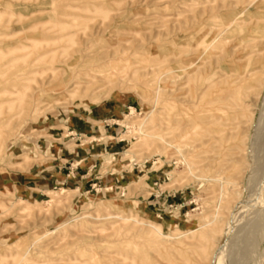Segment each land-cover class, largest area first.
<instances>
[{
  "label": "rangeland",
  "instance_id": "rangeland-1",
  "mask_svg": "<svg viewBox=\"0 0 264 264\" xmlns=\"http://www.w3.org/2000/svg\"><path fill=\"white\" fill-rule=\"evenodd\" d=\"M71 113L115 128L117 178L22 190ZM238 263L264 264V0H0V264Z\"/></svg>",
  "mask_w": 264,
  "mask_h": 264
},
{
  "label": "crops",
  "instance_id": "crops-1",
  "mask_svg": "<svg viewBox=\"0 0 264 264\" xmlns=\"http://www.w3.org/2000/svg\"><path fill=\"white\" fill-rule=\"evenodd\" d=\"M64 121L69 127L68 133L55 131L52 137L38 142L42 151L51 157V162L28 174L14 175L17 184H24L22 190L29 189L32 194H37L59 184L85 187L104 180L108 184L116 177L109 170L103 172L99 168L101 151L111 147L115 128L91 121L84 114L71 113ZM84 137L91 143L84 142L87 141Z\"/></svg>",
  "mask_w": 264,
  "mask_h": 264
},
{
  "label": "bare ground",
  "instance_id": "bare-ground-1",
  "mask_svg": "<svg viewBox=\"0 0 264 264\" xmlns=\"http://www.w3.org/2000/svg\"><path fill=\"white\" fill-rule=\"evenodd\" d=\"M253 180H254V179H253ZM252 192H254V191L252 190ZM248 196H249V195H248ZM250 196H251V195H250ZM246 207H247V205H246ZM246 207L242 208V212H243L244 209H246ZM244 213H246V212L244 211ZM245 216H246V215H245ZM245 216H244L243 220L246 222L245 224H247L248 220H247V218H246ZM215 218H216V217H215ZM245 224H244V225H245ZM157 230H158V229H157ZM192 231H193V230H192ZM190 233H191V231H190ZM178 236H179V235H178ZM181 236H183V235H181ZM243 237H244V236H243ZM162 238H163V237H162ZM241 238H242V237H241ZM164 239H165V238H164ZM244 239H245V238H244ZM169 240H170V239H169ZM172 240H173V239H172ZM172 240H171V241H172ZM240 241H241V240H240ZM240 241H239V242H240ZM242 241H243V240H242ZM167 242H168V241H167ZM169 242H170V241H169ZM199 251H200V253L202 252L201 249H200ZM185 263H188L187 260L185 261ZM238 264H239V263H238Z\"/></svg>",
  "mask_w": 264,
  "mask_h": 264
}]
</instances>
